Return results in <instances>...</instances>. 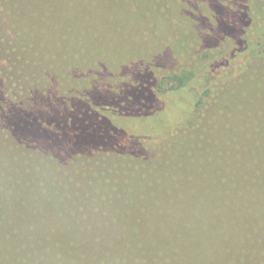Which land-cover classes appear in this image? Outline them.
<instances>
[{
	"label": "trees",
	"instance_id": "obj_1",
	"mask_svg": "<svg viewBox=\"0 0 264 264\" xmlns=\"http://www.w3.org/2000/svg\"><path fill=\"white\" fill-rule=\"evenodd\" d=\"M263 10L254 8L259 22L247 31L216 33L238 35L201 74L164 70L161 54L122 65L115 83L87 70L86 83L72 73L76 90L44 81L45 89H28L23 99L7 96L0 78V264H264V73L247 72L264 56ZM15 12L12 0H0V72L16 65L21 35L6 29L16 27ZM84 157H98L117 181L122 167L126 182L138 184L137 199L76 211L123 210L129 219L106 228L70 221L77 234L32 249L25 238L32 228L14 223L7 207L12 194L33 189L11 171L56 163L53 182L67 190L88 181L87 167L69 164Z\"/></svg>",
	"mask_w": 264,
	"mask_h": 264
},
{
	"label": "rangeland",
	"instance_id": "obj_2",
	"mask_svg": "<svg viewBox=\"0 0 264 264\" xmlns=\"http://www.w3.org/2000/svg\"><path fill=\"white\" fill-rule=\"evenodd\" d=\"M12 2L17 14V20L14 19L12 24L16 27L6 29L12 36L16 32L21 36L15 40L16 48L12 51L15 53L11 55L16 65L9 69L3 68L0 78H3L1 80L5 94L15 99H23L28 89H45L44 81L54 82L57 90H76L78 87L74 85V73L76 80L86 83L91 75L86 73L87 70L97 72L98 77L104 81L115 83L123 75L120 72L122 65L137 64L138 61L152 63L161 54L167 57L162 64L164 70L183 68L201 74L227 55L233 47V38L238 35L231 32L236 35L215 38L216 33L220 34L224 27L229 31H238L239 27L247 31L254 23L258 25L257 11L264 7L261 0H255V4L252 0ZM242 8L243 12L240 13ZM244 12L247 16H244ZM260 16V20L264 22V12ZM20 25L22 27H18ZM260 71L264 73L262 55L254 59L247 70L258 77H261ZM78 93L81 95L83 89ZM238 95L239 93L237 97ZM223 105L222 101L219 107ZM215 115L218 116L217 111ZM69 164H73L70 166L73 168L87 167L89 177L88 181L72 185L67 190L65 186H55L56 179L53 182L54 172L60 168L56 163L44 166L37 162H29L27 166L21 163L22 169L11 171L13 181L27 179L28 185L25 187L33 189L12 194L13 201L7 207V211L13 215L11 220L14 223L32 228L25 235L28 245L32 244V249L44 250L52 244V238L62 240L63 236L77 234L70 221L81 225L96 221L106 228L111 222L121 223L129 219L123 210L116 213L106 208V213L93 211V215L76 211L78 207L94 201L137 199L138 184L134 179H127L126 182L127 177L122 175V167L119 175L116 174L119 178L117 181L114 179L115 174H108L103 161L98 157L78 158ZM102 170L106 172L103 178L92 179L93 174L97 175L96 172ZM5 176L8 178L7 173ZM7 182L10 183V179ZM72 183L73 181L66 185ZM101 208L97 206L99 211H102ZM40 236L45 238L44 244L32 241L34 237Z\"/></svg>",
	"mask_w": 264,
	"mask_h": 264
}]
</instances>
